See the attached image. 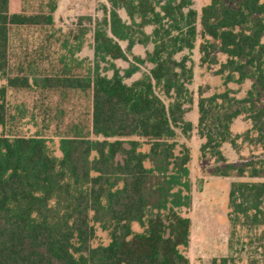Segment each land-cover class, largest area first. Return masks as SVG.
Masks as SVG:
<instances>
[{
	"label": "trees",
	"instance_id": "16d2710c",
	"mask_svg": "<svg viewBox=\"0 0 264 264\" xmlns=\"http://www.w3.org/2000/svg\"><path fill=\"white\" fill-rule=\"evenodd\" d=\"M13 1L0 0V264H190L192 150L181 139L194 132L200 158L218 164L215 175L237 179L230 223L264 228V181H254L264 178V0H208L200 10L193 0H106L84 76L65 63L55 76L33 81L91 93L90 128L63 136L58 156L42 136L7 131V90L31 87L28 77L10 75L11 35L52 26L56 11L27 14ZM197 43L200 64L218 67L225 89L210 96L199 90L194 125L187 114L195 103L189 86ZM137 45H152L144 59L135 57L151 68L127 84L139 67L122 72L114 61L127 62ZM232 83L248 86L244 97ZM237 120L249 127L234 135ZM240 139L256 154L227 163L225 146L239 154ZM98 229L107 244L94 246ZM233 262L228 255L211 264Z\"/></svg>",
	"mask_w": 264,
	"mask_h": 264
},
{
	"label": "rangeland",
	"instance_id": "374dc122",
	"mask_svg": "<svg viewBox=\"0 0 264 264\" xmlns=\"http://www.w3.org/2000/svg\"><path fill=\"white\" fill-rule=\"evenodd\" d=\"M17 10L27 14L49 12L56 5L54 24L50 27H21L13 31L10 43V75L28 77L30 88L7 90V105L9 113L8 133L18 136H42L46 138L52 150L58 156L60 139L71 134L75 129H88L91 125L92 101L90 92L79 90H56L40 88L33 85L35 79L55 76L69 64L73 73L84 76L87 68L94 62V28L104 17L106 0H14ZM197 10L208 3V0H193ZM123 17H125L123 15ZM148 33L152 28L146 30ZM86 32L85 36L82 33ZM198 44L191 54L193 61V81L190 90L195 97V103L188 110L187 117L194 125L198 123L199 113L197 99L199 90L203 89L205 96L224 91L223 79L215 73L218 67H207L200 64ZM81 49L78 51V47ZM124 50L127 43L121 42ZM152 50V45L135 46L128 52V61H114L124 72L131 66H138L140 71L133 77L127 78V84L139 79L151 65L140 64L135 57L144 59L146 53ZM187 54V53H186ZM107 64L102 63V67ZM5 84L0 80V87ZM228 88L237 91L236 96L244 97L248 86L229 84ZM249 125L243 120H237L233 133L242 134ZM2 129L0 128V133ZM186 142L192 150L191 177L193 180V205L187 216L195 225L194 235L198 241L207 236L209 243L226 245L228 240L234 262L232 264H264V228H249L238 224L236 228L229 221L228 195L230 185L236 178H224L215 175L218 165L214 159H201L200 146L202 140L193 133ZM239 154L233 153L226 145L224 152L227 163L238 164L247 159L256 149L250 147L243 139ZM225 167V164H220ZM264 181V178L254 179ZM135 231H141L135 224ZM206 238V237H205ZM108 237L100 229L94 246L107 244ZM225 248V247H224ZM223 252V251H222ZM221 254V250L217 252ZM203 264H207L204 262Z\"/></svg>",
	"mask_w": 264,
	"mask_h": 264
},
{
	"label": "crops",
	"instance_id": "0c3cea01",
	"mask_svg": "<svg viewBox=\"0 0 264 264\" xmlns=\"http://www.w3.org/2000/svg\"><path fill=\"white\" fill-rule=\"evenodd\" d=\"M195 225L192 221L191 228V241L189 248L187 250V256L189 257L190 264H203L206 262L207 264H211L212 259L214 258H222L227 257L230 253L229 242L227 240L226 245L219 246V243H209L207 240V236L200 238L201 241H198L195 238ZM225 247V248H224ZM221 250V254H217V252ZM223 251V252H222Z\"/></svg>",
	"mask_w": 264,
	"mask_h": 264
}]
</instances>
